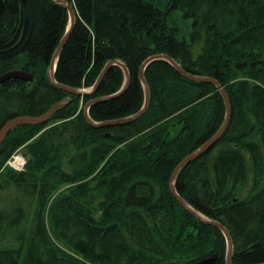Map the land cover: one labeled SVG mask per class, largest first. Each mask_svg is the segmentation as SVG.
<instances>
[{"label": "trees", "instance_id": "trees-1", "mask_svg": "<svg viewBox=\"0 0 264 264\" xmlns=\"http://www.w3.org/2000/svg\"><path fill=\"white\" fill-rule=\"evenodd\" d=\"M0 49L22 35L21 0H3ZM76 21L55 79L49 67L70 22L53 0H30L34 29L25 49L0 58V130L13 118L43 123L14 127L0 142V264H195L219 257L227 240L185 209L170 189L177 165L222 126L226 106L216 85L184 77L165 60L148 65L145 103L139 71L155 54L184 70L212 76L227 91L231 119L219 142L180 173L176 189L194 208L219 221L233 241V264L264 263V0H68ZM174 12L188 31L171 24ZM20 150L24 170L6 163ZM66 185L54 197L55 191ZM244 195L243 188L248 187ZM49 219L51 228L47 224ZM62 242L68 249L60 246Z\"/></svg>", "mask_w": 264, "mask_h": 264}, {"label": "water", "instance_id": "water-1", "mask_svg": "<svg viewBox=\"0 0 264 264\" xmlns=\"http://www.w3.org/2000/svg\"><path fill=\"white\" fill-rule=\"evenodd\" d=\"M53 1L65 6L68 9L69 14H70V22H69V26L67 28V32L65 33V35L61 39V42H60L57 50L55 51V53L53 55L51 65H50L49 70H48V74H49L51 81L55 85L65 89V90H68L71 93H77V94L93 93L94 91L97 90L98 86L100 85L101 81L104 79L108 70L113 65H119L124 70L125 77H126L125 82H124L121 90L114 95L103 97V98H100L99 100L109 99V98H112V97L117 96V95L121 94L122 92H124V90L127 88L128 84L130 82V75H129V71L127 69V66L121 60H110L105 65V67L103 68V70H102L101 74L99 75L97 81L95 82L94 86L90 90L70 88V87H67L65 85L59 84L56 81L55 73H56V68H57L59 56H60L61 50H62L64 44L66 43V41H67V39L71 33V30L75 24L76 14L73 10L72 5L70 4V2L68 0H53ZM21 4L23 7V11H24V25H23V31H22L21 38L13 46H11L9 48H5V49H0V58L1 59L10 58V57L16 56L17 54L21 53L25 49V47L28 44V42L31 38V35L33 33L34 16H33L31 2H30V0H21ZM3 8H4V1L0 0V16H1V13L3 11ZM157 60H165V61L169 62L178 70V72L180 74H182L186 78H189V79L197 81V82H210V83L215 84L217 89L219 90L220 94L222 95L223 100H224V103L226 106V114H225V119H224L222 126L210 139H208L204 144H202L195 151L190 153L187 157H185L177 165V167L173 171L169 185H170L171 192L178 199L179 203L185 209L190 211L192 214H194L196 217H198L203 222H206L208 224L216 226L217 228H219L224 233L226 240H227L226 264H233L232 263V260H233V241H232L231 235H230L229 231L227 230V228L222 223H220L219 221H216L214 219H211V218L205 216L200 211H198L196 208H194L192 205H190L178 193V191L176 189V183H177V179H178L180 173L192 161H194L195 159H197L198 157H200L204 153L210 151L219 142V140L222 138L223 134L225 133V131L229 125V122L231 119V110H232L231 101H230V98H229L227 91L219 83V81L212 76L196 75V74H192V73L187 72L186 70H184L182 68V66L173 57H171L167 54H155V55L150 56L149 58H147L143 62L142 66L140 68V71H139V77L141 79V82H142L144 90H145V103H144V106L142 107V109L138 113H136L135 115H133L131 117L120 119V120H113V121H107V122H102V123H96L93 121V119L90 117V114H89V109H90L91 105L95 102V100H93V101H90L85 107L86 117L91 124H95V125L121 123V122L134 120V119L141 117L145 113V111L147 110L149 103H150V89H149V85L147 83V80L145 78V70L149 64H151L152 62L157 61ZM12 77H20V78L28 79L29 75L22 72V71H19V70H13V71L6 72L2 76H0V85ZM52 112H53V110H51L48 113H46L42 116H39V117L21 116V117H16V118L11 119L7 123H5L0 130V142L5 138V136L14 127H16L20 124H24V123L38 124V123L46 122L50 118ZM218 262H219V257L215 256V257L202 259V260L196 262L195 264H218Z\"/></svg>", "mask_w": 264, "mask_h": 264}, {"label": "rangeland", "instance_id": "rangeland-1", "mask_svg": "<svg viewBox=\"0 0 264 264\" xmlns=\"http://www.w3.org/2000/svg\"><path fill=\"white\" fill-rule=\"evenodd\" d=\"M155 3H158L160 4L162 7L166 5V0H154ZM170 22L172 25L174 26H177L179 27L182 31H188L189 30V27H190V21L189 20H184L182 18V14L180 12H174L171 19H170ZM93 86L89 87V88H82L84 90H90ZM7 164V163H6ZM66 188V185H62L60 186L54 193V197H56V195H58L59 193H61L62 191H64V189ZM248 187L246 188H243L242 189V193L244 195H246L248 193ZM47 219V224L48 226L51 228V224H50V221L48 218ZM60 246L64 247L65 249H68L62 242H57ZM70 251V249H68ZM167 264H181L180 261H176V262H173V261H169L167 262Z\"/></svg>", "mask_w": 264, "mask_h": 264}, {"label": "built area", "instance_id": "built-area-1", "mask_svg": "<svg viewBox=\"0 0 264 264\" xmlns=\"http://www.w3.org/2000/svg\"><path fill=\"white\" fill-rule=\"evenodd\" d=\"M27 164V159L20 150H17L9 158L7 165L17 171L24 170Z\"/></svg>", "mask_w": 264, "mask_h": 264}, {"label": "bare ground", "instance_id": "bare-ground-1", "mask_svg": "<svg viewBox=\"0 0 264 264\" xmlns=\"http://www.w3.org/2000/svg\"><path fill=\"white\" fill-rule=\"evenodd\" d=\"M73 7V6H72ZM74 10V9H73ZM74 12H75V10H74ZM8 162V161H7ZM22 171V170H21Z\"/></svg>", "mask_w": 264, "mask_h": 264}]
</instances>
